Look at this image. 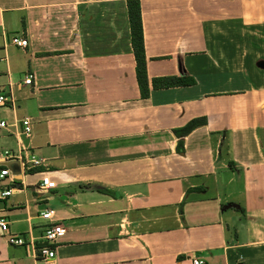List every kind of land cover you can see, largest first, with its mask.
<instances>
[{
	"label": "crops",
	"instance_id": "crops-1",
	"mask_svg": "<svg viewBox=\"0 0 264 264\" xmlns=\"http://www.w3.org/2000/svg\"><path fill=\"white\" fill-rule=\"evenodd\" d=\"M126 1L0 0V264H264V0H138L147 98Z\"/></svg>",
	"mask_w": 264,
	"mask_h": 264
},
{
	"label": "built area",
	"instance_id": "built-area-1",
	"mask_svg": "<svg viewBox=\"0 0 264 264\" xmlns=\"http://www.w3.org/2000/svg\"><path fill=\"white\" fill-rule=\"evenodd\" d=\"M11 43L15 46L19 47H25L26 46V41L17 37H14L11 39ZM32 75H28L25 77L23 80V83L25 85H30L32 83ZM7 98L5 95L0 94V107H5L7 104ZM12 101V99H10ZM21 124L23 127V134L27 137L30 136L31 133V122L30 119L25 118L21 120ZM7 128V123L3 120H0V129H5ZM9 157H14L12 154L7 153ZM27 163L31 165H36L37 161L32 159L28 161ZM9 175V172L7 169H2L0 171V178H3L4 176ZM55 187V183L53 180H51L49 177L45 176L42 178V184L41 188L43 190H49L53 189ZM14 189L9 188V189H3L0 191V201H3L6 199L8 196H10L13 193ZM53 217V211L50 209H46L40 213V218L43 220L51 221ZM0 231L2 235L7 234V242L10 245H15V246H26L33 248L35 251V256L37 258H40L44 261H48L55 256V245L59 241L61 237L64 236L65 234V228L61 224L57 223H49L44 227L43 231V243L39 247H35L32 241L27 242L25 239H23L20 236L12 235L8 233V226L7 222L5 220H0ZM193 264H201V262L197 259L193 260Z\"/></svg>",
	"mask_w": 264,
	"mask_h": 264
},
{
	"label": "trees",
	"instance_id": "trees-1",
	"mask_svg": "<svg viewBox=\"0 0 264 264\" xmlns=\"http://www.w3.org/2000/svg\"><path fill=\"white\" fill-rule=\"evenodd\" d=\"M127 13L128 20L130 24L131 31V45L134 53V58L136 62V78L140 90V95L142 98H147L150 93V88L148 87V80L146 77L145 68V56L143 47V37H142V22H141V12L140 4L138 0H127ZM195 80L189 75L181 76H170L163 78L152 79L151 85L152 89H163L169 87L177 86H190L194 85ZM206 124V118H194L190 120L183 127L175 129L173 133L176 137L180 138L178 142V150L182 151V141L181 138L188 135L194 129Z\"/></svg>",
	"mask_w": 264,
	"mask_h": 264
}]
</instances>
